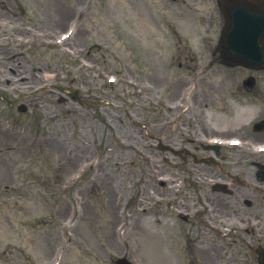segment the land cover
<instances>
[{
  "label": "rangeland",
  "instance_id": "obj_1",
  "mask_svg": "<svg viewBox=\"0 0 264 264\" xmlns=\"http://www.w3.org/2000/svg\"><path fill=\"white\" fill-rule=\"evenodd\" d=\"M8 2L11 5L15 4V7L9 12L10 14L0 12V17L5 19L2 20L5 24L4 30L12 31L18 28L23 29L28 24L38 29L41 26L45 31H54L66 25L67 18L74 8L88 6L87 15L80 24L82 36L76 38L75 45H79L81 49H87L92 43L106 46V52L93 51L90 61L94 62L95 66L103 67L109 64L112 72L121 74L122 71H126L125 76L129 73L134 75V81L138 79L140 85L147 83L146 81L158 84L163 94H168L167 89L171 78L169 77L167 81L164 75H158L150 70L153 61L147 58L141 61V56L137 57V45L132 43L137 36L135 28L137 21L134 20L135 13L132 12L134 9L127 0H14V3ZM49 7H55L58 13L46 15L45 10ZM105 7L113 11L116 21L107 19V24L103 21ZM122 11L124 12L121 17ZM84 30H87L86 34ZM50 44L54 46V41ZM62 44L55 49L32 47L28 54L31 58L25 67H39L44 72L42 66L48 63L51 64V70L60 73L57 58L60 60L61 54L66 53ZM55 45L58 44L55 43ZM70 46L72 49V43ZM108 52L111 53L110 59ZM120 53L125 57L130 55L132 58L127 57L125 62V58H121ZM40 56L45 57V60ZM64 56H61V59H64ZM61 65L70 71L72 69V65L65 60ZM53 75V72L49 71V76ZM84 75H86L85 72ZM61 76V85H72L71 78L63 74ZM177 76L173 73L172 78L175 80ZM20 93L30 95L29 91ZM117 93L114 103L106 107L101 116L97 118L92 116V119L81 116L80 121L76 122L72 116L71 107L67 113L66 106L62 110L56 103L55 105L49 103H54V100L46 95L47 90L38 93L33 91L30 96L20 97L25 102H28L30 97L32 103H36V107L30 108L33 112H28L23 117L22 122L25 124L19 127L18 124L7 125L20 115L15 113L13 107L0 99V264H23L24 261L35 264L37 261L45 262L51 259L52 247H61L64 236L59 223L67 214L68 207L73 208L80 199L74 186L84 180L92 170L87 164L90 158L93 162L98 161L99 164L95 167L98 171L97 188L87 185L81 190L82 199L85 201L81 221L88 225V229L90 228L92 243L87 241L88 237L82 235L77 227L74 228L73 236L69 238L72 239V243L67 252L68 257L63 264H89L92 258L87 257V249L82 248L88 245L89 247H109L104 255L94 260V264H113L112 259L123 254L129 255L135 264H172L171 259L167 261V254L174 256L177 264H191L187 260L185 248L178 245L176 248L169 247L173 239L168 220L155 213L157 212L155 199L158 192L167 188L159 186L157 182L153 186L150 183L156 178L154 167L157 164L161 168L166 167L161 157L167 154L158 153L152 149L153 141L146 136L152 133L150 129L143 131V137L140 140L142 143L138 146H135V142L126 139L122 130L125 126L122 109L127 106V103L123 104L121 99L125 97L120 92ZM6 95L10 98L13 96L10 92H6ZM147 98L149 97H143V99ZM97 99L102 97L92 100ZM142 104L144 108L147 107L146 103ZM51 106L54 112H61L59 118L55 115L56 113L53 114L54 116L49 114ZM3 110L13 113L14 117L5 121ZM140 116H144L146 118L144 123L152 128L149 118L152 116V111L144 110ZM164 137L166 138V133ZM133 145L138 149L137 153L132 148ZM78 175L80 177L76 180ZM63 182L68 185L64 191L60 188V183ZM81 185L78 186L82 187ZM138 196H143L144 206L148 209L152 207L153 211L147 212L149 217L140 218L133 225L131 223L124 234L118 231V235L114 222L127 221L124 219V213L134 206ZM115 197H117L116 200ZM118 201L120 205L116 203ZM119 206L121 208L117 212ZM26 207L29 211L25 209ZM89 210L95 212V222L91 220ZM123 210L125 211L121 213ZM26 212L28 215H25ZM118 213L123 216L120 217ZM33 214L36 217L31 219L29 216ZM38 218L42 219L39 223L36 221ZM146 227L158 231L157 248L152 252L146 250L149 247H142L144 250L139 248L141 244H137L136 241L140 240L141 233L147 232ZM149 245L153 246V243ZM90 255L94 256L91 251Z\"/></svg>",
  "mask_w": 264,
  "mask_h": 264
},
{
  "label": "flooded vegetation",
  "instance_id": "obj_2",
  "mask_svg": "<svg viewBox=\"0 0 264 264\" xmlns=\"http://www.w3.org/2000/svg\"><path fill=\"white\" fill-rule=\"evenodd\" d=\"M210 23H212V20H211V22ZM259 112H258V119H261V118H264V104H259ZM258 134H259V136L258 137H260V138H262V137H264V131H261V132H258ZM262 136V137H261ZM256 197L255 196H253V197H251V201H253V202H256ZM251 215L254 217V218H256V217H258L259 216V213H254V212H252L251 213ZM260 218H261V215H260ZM252 239H253V241H254V236L252 237Z\"/></svg>",
  "mask_w": 264,
  "mask_h": 264
}]
</instances>
